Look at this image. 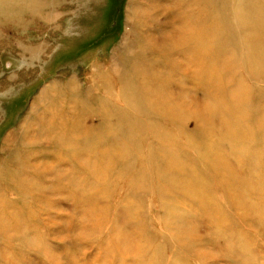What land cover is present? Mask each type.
Listing matches in <instances>:
<instances>
[{
	"label": "rangeland",
	"instance_id": "1",
	"mask_svg": "<svg viewBox=\"0 0 264 264\" xmlns=\"http://www.w3.org/2000/svg\"><path fill=\"white\" fill-rule=\"evenodd\" d=\"M236 1L9 0L0 264H264V33ZM16 144L37 156L27 198L5 172Z\"/></svg>",
	"mask_w": 264,
	"mask_h": 264
},
{
	"label": "bare ground",
	"instance_id": "2",
	"mask_svg": "<svg viewBox=\"0 0 264 264\" xmlns=\"http://www.w3.org/2000/svg\"><path fill=\"white\" fill-rule=\"evenodd\" d=\"M215 1V2H214ZM217 1L219 2V0H189V2L191 3V5H193V3L195 5L197 4H201V5H204L201 10H202V13L204 14L205 13V8L208 9L209 7H212V5H217L215 3H217ZM235 1V0H233ZM9 0H0V12H5L6 11V6L9 4L8 3ZM163 2V3H162ZM179 0H161L160 4H164V5H160L161 7L158 6V8L161 10V13L167 11L168 9H172L174 7V5L177 3L178 4ZM188 2V3H189ZM220 2H222V0H220ZM237 3L235 4V9L237 10V13L239 16V19L241 20L242 22V27L243 29H247L250 27V30L251 32L255 31V32H260V33H264V0H237L236 1ZM228 4V0L226 2ZM246 5L247 8L246 10L243 9V5ZM233 5V4H232ZM187 6V5H186ZM208 6V7H207ZM191 9V8H190ZM160 10L158 12H160ZM135 11H137L138 15H142L140 14L141 12V4H137L136 7H135ZM139 11V12H138ZM159 13V14H161ZM246 13L247 16H244L243 14ZM150 15L147 17L149 18ZM151 18V17H150ZM155 19V17H152ZM212 28V27H211ZM174 29V28H173ZM203 29V28H202ZM204 30V29H203ZM212 30V29H211ZM214 30V29H213ZM215 32V31H214ZM206 33V32H205ZM231 34H233V32H229L228 33V36L225 38V43L229 41V38L231 36ZM171 46V45H170ZM234 46L238 47V43L235 42ZM212 54V56H215V55H219L220 53L219 52H222L223 51V48L221 45L219 46H215V44H213L211 47H210V50H209ZM176 54V53H175ZM177 55V54H176ZM192 56L193 54L191 55L190 59H192ZM183 58V56H182ZM233 58V57H232ZM249 60V58H248ZM208 62H210V58L208 59ZM211 65L213 64H216L215 62L214 63H210ZM184 66V64H183ZM252 70L255 71L254 67L252 68ZM251 70V72H253ZM190 78V77H189ZM173 83V82H172ZM70 84H67V87L69 86ZM232 88V87H231ZM73 89L75 90V88L73 87ZM72 89V90H73ZM58 90V89H57ZM64 94L65 96H68L67 99L69 101H73L75 103H77V99L75 100L74 99V96H75V92L71 91V92H66L64 90L61 89V94ZM148 93V92H147ZM141 99V98H140ZM145 99V98H144ZM147 99V98H146ZM187 100V98H186ZM68 101V102H69ZM121 101V100H120ZM237 101V100H236ZM142 102V101H141ZM148 107V106H147ZM131 108V106H130ZM133 108V107H132ZM68 109V108H67ZM69 110V109H68ZM73 110V111H72ZM70 111L74 112V107L73 108H70ZM132 111V110H131ZM134 112V111H133ZM57 113H60L61 114V119L64 117L65 113L69 114L70 112H65V110H58ZM73 118V116H72ZM142 120V119H141ZM179 120V119H178ZM70 127L68 126V130L67 132H76L78 131V129L74 128V125L76 123V121L74 120V118L72 120H70ZM175 121V120H174ZM46 122V121H45ZM181 122V121H180ZM136 123V122H135ZM134 123V124H135ZM136 125V124H135ZM64 125H59V122H55V128L58 129V134L57 136H59L60 138L65 136V133H62L64 132ZM138 126V125H137ZM45 127V126H44ZM52 127V126H51ZM54 132V131H53ZM52 132V133H53ZM22 133H26L25 131L22 130ZM39 133V132H38ZM124 133V132H123ZM154 135V134H153ZM73 134L71 136H67V138H71L73 139ZM137 136V135H136ZM132 138V137H131ZM116 139V138H115ZM133 139V138H132ZM138 140V139H137ZM117 141V140H116ZM125 143V142H124ZM16 145H19L18 147L16 148H13L12 151H11V156H12V160L11 163L8 165V168L7 170H5L6 173H12V180L15 182V184H13V186L15 185L14 189L15 190H20L21 192L23 191V195L25 196V198H27V196L29 194H31V190H30V186L29 184L24 180V177H23V172L24 170L23 167H24V164L26 163V160L30 159V157H34L33 155L36 156V152H33L34 149L32 150H27L25 149L26 146H23L22 144H16ZM31 145V144H30ZM69 144H61L62 148H65L64 146H68ZM70 145H73V144H70ZM75 146H78V148L80 149H83L85 148L87 145H90V144H74ZM73 145V146H74ZM33 148L35 149H38L39 145L38 144H33L32 145ZM108 146V145H107ZM148 146V145H147ZM40 147H41V144H40ZM147 150V149H146ZM36 151V150H35ZM141 151V150H140ZM38 152V151H37ZM40 152V151H39ZM111 152V151H110ZM73 154L76 155L77 152L73 151ZM110 155V154H109ZM112 155V154H111ZM167 157H171V155L168 156V154H165ZM148 156V155H147ZM31 157V158H32ZM37 157V156H36ZM39 157V156H38ZM33 160L35 158H32ZM26 165H28L26 163ZM79 165V164H78ZM17 166H20V170H19V167ZM33 166V165H32ZM38 166V165H37ZM28 167V166H27ZM29 168V167H28ZM32 169V168H31ZM83 170L84 172L86 171L88 173V175L92 173H94V171L91 170L90 168V164L89 162H86V161H83V163L81 165H79V170ZM87 169H89V171H87ZM41 170V169H40ZM39 170V171H40ZM2 168H0V172H2ZM38 172V171H37ZM41 172V171H40ZM133 172L134 173H140L139 170L137 169H133ZM160 172V171H159ZM31 173H34V172H31ZM39 173V172H38ZM90 173V174H89ZM143 174V173H142ZM29 175V174H28ZM34 175V174H33ZM32 175V176H33ZM27 177V176H26ZM91 178V177H90ZM145 178V177H144ZM23 179V180H22ZM159 180V179H158ZM71 181H74L75 180H71ZM162 182V181H161ZM160 188V187H159ZM33 190V189H32ZM219 194V193H218ZM223 197V196H222ZM223 199V198H222ZM225 199V198H224ZM244 200V199H243ZM142 201V200H141ZM250 204V203H249ZM248 205V204H247ZM248 207V206H247ZM253 207V206H252ZM233 211V210H232ZM1 216V215H0ZM4 216V215H2ZM108 216V215H107ZM105 219V218H104ZM95 220V219H94ZM171 220V219H170ZM176 221V220H175ZM98 223V222H97ZM141 223V222H140ZM180 225V224H179ZM181 228V227H180ZM183 232V231H182ZM140 233V232H139ZM132 244V243H131ZM153 252V251H152Z\"/></svg>",
	"mask_w": 264,
	"mask_h": 264
}]
</instances>
